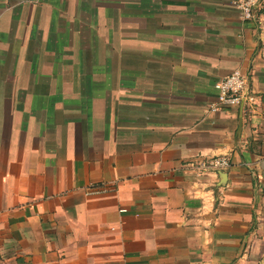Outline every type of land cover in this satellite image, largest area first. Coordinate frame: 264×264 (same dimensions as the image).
Instances as JSON below:
<instances>
[{"label": "crops", "instance_id": "obj_1", "mask_svg": "<svg viewBox=\"0 0 264 264\" xmlns=\"http://www.w3.org/2000/svg\"><path fill=\"white\" fill-rule=\"evenodd\" d=\"M237 2L0 0V264H264V16Z\"/></svg>", "mask_w": 264, "mask_h": 264}, {"label": "built area", "instance_id": "obj_2", "mask_svg": "<svg viewBox=\"0 0 264 264\" xmlns=\"http://www.w3.org/2000/svg\"><path fill=\"white\" fill-rule=\"evenodd\" d=\"M237 7L244 22L255 23L257 18L264 16V0H238ZM215 88L218 92V105L221 108H242V111H245L254 103L249 77L241 70H236L220 80ZM232 165L229 157L219 156L190 163L188 167L195 175L205 176L228 171Z\"/></svg>", "mask_w": 264, "mask_h": 264}]
</instances>
